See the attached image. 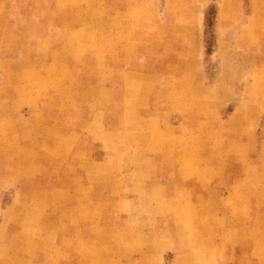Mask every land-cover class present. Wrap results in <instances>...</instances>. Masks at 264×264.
<instances>
[{
  "label": "crops",
  "instance_id": "crops-1",
  "mask_svg": "<svg viewBox=\"0 0 264 264\" xmlns=\"http://www.w3.org/2000/svg\"><path fill=\"white\" fill-rule=\"evenodd\" d=\"M23 1L0 0V264H264V0H217L211 68L212 0Z\"/></svg>",
  "mask_w": 264,
  "mask_h": 264
},
{
  "label": "rangeland",
  "instance_id": "rangeland-1",
  "mask_svg": "<svg viewBox=\"0 0 264 264\" xmlns=\"http://www.w3.org/2000/svg\"><path fill=\"white\" fill-rule=\"evenodd\" d=\"M19 1H23V0H17V2ZM24 2V1H23ZM47 5L46 7H40L38 8V10H35L36 13L40 12L42 9H45V8H54L53 6V3H54V0H47ZM210 10H212V8L210 7L209 8ZM52 13L55 12L53 9L50 10ZM31 12V11H30ZM212 16V14L210 15V17ZM211 19V23H212V17L210 18ZM213 34H211V28L207 29V33L205 34V46L207 47V51H206V55H205V58H206V62L207 64H209V67H213L215 64V62L213 63V60L211 59V52L213 50V46L215 44V39L213 36ZM241 89V86L237 87L236 89V92L239 93ZM237 103H234V104H230L228 106V110H231L232 106L236 105ZM256 131H255V142L259 143L261 141L264 140V116L261 117L258 122L256 123ZM229 139H227L226 137L223 139L224 142H228ZM9 198V193L7 192L5 194V200H7Z\"/></svg>",
  "mask_w": 264,
  "mask_h": 264
},
{
  "label": "trees",
  "instance_id": "trees-1",
  "mask_svg": "<svg viewBox=\"0 0 264 264\" xmlns=\"http://www.w3.org/2000/svg\"><path fill=\"white\" fill-rule=\"evenodd\" d=\"M212 8V10H210L209 8ZM218 10H219V5L217 0H212L211 2H209L206 7H205V17H206V21H205V34L207 33V29L211 28V34H213L212 36L214 38H216V23H217V15H218ZM212 14V23L211 21V17L210 15ZM207 51V47L205 46V54Z\"/></svg>",
  "mask_w": 264,
  "mask_h": 264
}]
</instances>
